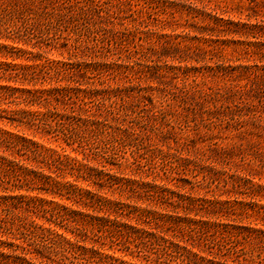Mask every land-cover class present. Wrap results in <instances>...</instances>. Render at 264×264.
<instances>
[{
  "label": "rangeland",
  "instance_id": "rangeland-1",
  "mask_svg": "<svg viewBox=\"0 0 264 264\" xmlns=\"http://www.w3.org/2000/svg\"><path fill=\"white\" fill-rule=\"evenodd\" d=\"M172 1L179 7L170 9L168 4ZM204 1L221 7L214 11L222 13L224 18L246 21L247 14H258L259 18L264 15V0ZM19 2V9L0 11V85L22 90L0 92V130L34 139L42 147L47 160L39 165L40 175L28 186L17 192H1L0 189V197H4L0 199V218L6 221L4 228H0V240L30 251L24 258H30L31 264H118L123 261L126 264H139L131 250L114 242L107 233H96L93 226L83 223L87 219L85 215L91 213V203L77 192L92 191L111 200L118 198L117 192L106 187L103 174L116 172L115 175L119 177V169L137 176L136 179L144 178L147 172L149 180L151 174L157 175V180L169 175L178 179L177 184L188 190L191 186H183L179 181L186 179L193 183L202 180V175L195 179L187 172L177 173L172 168L179 166L180 162L176 157L169 158L171 151L165 155L167 145L176 148L185 139L198 141V138L206 136V141L201 144L199 140L198 146L206 147L217 142L218 146L227 149L235 147L229 158L231 170L229 166L225 168L228 170L227 176L231 174L230 171L239 174L246 172L254 186L264 187V86L255 87V91L251 89L247 93L249 106L237 113L236 122L229 121L228 126L226 123H216L217 127L207 130L201 124L198 126L189 112H181L178 116L185 122L189 120L188 128L182 131L174 129V136H171L169 129L173 125V116L168 113L163 118L152 114L153 109L157 111L161 107L162 101V107L167 103L166 109L168 105L175 109L179 102L175 87L181 84L182 70L186 66H195L200 71L194 74L196 79L202 81L206 76V82L212 85L217 81L229 83L221 79L213 80L208 74L207 67H213L217 60L223 58L225 65H252L253 60L247 62L248 55L244 54L245 46L231 43L225 48L214 47L216 54L212 60L209 57L199 58L200 62L187 63L186 66L177 56L171 60L163 55L157 57L156 52L161 47L159 41L170 40L179 44L180 54L185 53L187 46L209 48L198 34V30L207 31L204 27L210 24L208 17L202 13L204 9H193V5L188 7V0H149V5H143V0H131L124 7L117 0H110L109 3L107 0H82L85 9L80 13L77 14L78 9H71L72 17L69 14L65 21L54 18L45 22L41 9H25L29 0ZM191 2L195 3V0ZM107 4L115 9H107ZM139 6L144 9H137ZM195 35L198 39L194 40ZM209 43L216 44L213 41ZM259 46L252 45L249 49L256 51L261 48ZM146 48L149 49V60L143 59ZM135 50L139 53L133 58L131 54ZM253 57L256 55H252L250 60ZM94 62L97 64L96 71H93ZM49 64L51 67H47ZM169 65L174 68L167 71ZM259 65L263 66L264 61ZM261 68L264 73V66ZM190 75H185L187 81L193 78ZM65 84H68L69 93H64L62 97L59 93L55 99H50L53 101L48 113L42 100L33 99V93L26 92L61 88ZM116 89L122 90V93L117 91L115 96L107 94L108 90L113 92ZM95 91L98 92L96 97L87 98L90 92ZM31 97L32 104L21 102L24 98L31 100ZM103 98H109L104 102V107L114 111H119V105L126 102L128 109L125 111L129 118L121 130L129 127L132 118L134 122L130 132L134 140L131 145H128L130 141L121 143L123 139H120L118 144L114 143V150L111 151L113 142L105 141L111 133L107 121L103 119L96 129L85 121V113L83 116L77 115L79 105L84 103L91 113V109H95V102L103 105ZM21 111L47 113L46 120L43 121V115L41 121L30 123L29 118L23 119ZM119 114L123 115L124 112L119 111ZM110 125L115 127L113 121ZM195 125L198 128H194ZM144 130L149 134V145L141 135ZM121 133L118 131L116 137ZM6 153L0 149V155L5 156ZM101 155L111 156L110 164H100ZM211 178V189L223 185L224 177L212 174ZM238 191L241 194L233 195L231 200L232 203L238 201L236 208L240 209L239 213L242 207L246 211V215L243 212L245 216L241 224L264 230V192L260 191L255 199L256 206L252 199L242 194L245 190L238 188ZM13 195H22L33 201L26 205L14 199ZM118 199L123 200L124 197ZM21 226L31 228L25 231ZM29 231L31 235H28ZM242 245L252 252V257L258 254L264 256V250L259 246L252 248L251 243Z\"/></svg>",
  "mask_w": 264,
  "mask_h": 264
},
{
  "label": "trees",
  "instance_id": "trees-1",
  "mask_svg": "<svg viewBox=\"0 0 264 264\" xmlns=\"http://www.w3.org/2000/svg\"><path fill=\"white\" fill-rule=\"evenodd\" d=\"M109 1L107 0V3ZM117 1L124 7L131 0ZM143 1V5H149V0ZM19 3V0H0V11L8 8L19 9ZM187 3L188 7L193 5V9H204L203 11L206 12L209 10L207 13L202 11L203 15L208 17L210 21V24L204 27L207 31L200 32L198 30V34L201 35L200 38H203V43L208 45L209 48L187 46L185 53L180 54L179 44H175L174 41L170 40L159 41L161 43L160 50L159 52L154 51L158 54L157 57L161 58L163 55L171 60V58L175 59L177 56L186 66L187 63L200 62L199 58L209 57L208 59L212 60L216 54L214 47L225 48L231 43L244 45V54L248 55L245 56L248 58L247 62L253 61L251 62L252 65H225L223 58H221L214 63L213 67H207V72L213 80H226L230 84L217 81V83L209 85L206 82V76L202 81H198L194 74L200 71L195 66H186L182 70L183 79L181 84L179 87H175L177 90L176 98L179 100L178 104L175 105V109L172 110L171 105H168V109H166L167 103L162 107V101L161 107L157 111H154V109L152 111L153 116L164 118V115L168 113L173 116V121H171L173 125H170L171 128L169 129L171 136H174V129L182 131L184 128H188L189 120L185 122L178 116L181 112L185 114L189 112L195 123L198 126L199 124L205 126L207 130L213 128L216 123L218 125L226 123L228 126L229 121L236 122L234 121L235 115L249 106V100L246 98L247 93H250L251 89L253 91L255 87L264 86V73H262L263 69L261 68L264 65H259V62L264 61V15L259 18L258 14H247L246 21L233 20L224 18L222 13L218 14L214 11V9H222L221 7H214L216 5L208 4L204 0H195V3L188 0ZM168 5L170 9L179 7L173 1ZM26 6L25 9H41L45 22H49L54 18H59V21L63 22L69 14L72 17L71 9H78L77 14L85 9L82 0H29ZM180 6L184 7L185 5ZM96 9L98 8L96 7ZM99 9L103 8L99 7ZM107 9L115 8L107 4ZM137 9L144 8L139 6ZM193 39L198 38L195 35ZM210 41L216 44L210 45ZM252 45H256V47L260 45L261 48L256 49V51L253 50V52L249 49ZM249 52L256 55V57L250 60L252 55L249 56ZM138 53L139 51L135 50V53L131 56L134 58ZM94 54L95 52H93L95 57ZM147 55H149L148 48L143 52V59L149 60ZM4 66L7 67V64H4ZM48 66L51 67L50 64ZM173 68L172 65H169L167 71ZM96 70L97 64L94 62L93 71ZM188 73L193 76L189 81H187L188 77H185ZM3 90H9L11 93L22 91L18 87L0 85V92ZM74 90L78 94L76 88ZM69 91L68 84H65L61 88L53 87L43 89L40 92H31L30 90L26 92L31 95L33 93V99L42 100L48 113L53 101L50 99H55V96L59 93L62 97L64 93H69ZM117 91H119V94L122 93V90L116 89L113 92L108 90L107 94L115 96L114 93ZM140 91L139 88L138 92ZM97 95L98 92L96 91L90 92L87 98L92 99ZM108 99L103 98V105L95 102V109L93 111L91 109V113L84 103L79 105L77 115L83 116L85 113V121L96 129H98L103 119L104 122L107 121V128H111V133L108 136L106 134L107 139L105 141L113 142V144L111 143L112 151L114 146L120 142V139H123L121 143L130 141L128 145H131L134 138L130 130H132L134 121L131 118L129 127L125 126L126 129L122 128L121 130L122 125L129 118V114L125 111L128 109L126 102L123 101L119 105L121 106L119 111L124 112L123 115H120L119 111L104 107V102ZM30 101H32V97L31 100L27 101L24 98L21 102L30 104ZM171 111H173V114ZM20 113L23 119L29 118L30 123L36 120L41 121L43 115V121H45L47 116V113L40 114L36 111H21ZM111 121H113L115 127L110 125ZM134 124L137 125L138 123ZM197 125L194 128H198ZM118 131H122V133L118 134L119 137H116ZM141 135L144 136V142L146 140V144L149 145V134L144 130L141 131ZM205 137L198 138L201 144L206 141ZM198 141L185 139L181 144L178 143L179 145L177 144L176 148L167 145V149H165V155H168V152L171 151L169 158L176 157V160L180 162V165L173 167L172 170H177V173L187 172L195 179L202 175V180L193 183L186 179L179 181L183 183V186L190 185V189L182 188L177 184L178 179L169 175L157 180L158 176L151 174L152 177L149 180L147 172L144 178L136 179L137 176L126 174L124 170L119 169V177H117L116 172H113V174L106 172L105 166L103 172L106 173L103 174V178L105 176L103 182L107 184L106 187L110 190L113 189L119 197H124V199L120 200L118 197L111 200L107 197L98 196L92 191H78L77 193L81 198L85 196L91 203V213L85 215L87 219H84L83 223L93 226L96 233H107V236L113 239L114 242L120 243L126 249L131 250L138 258L139 264H264V256L260 257V254H258L255 255L256 257H252V252H248L242 245V243H251L252 248L257 245L264 250V230L241 224L246 211L242 207L239 213L240 209L237 210L236 208V202L238 201L232 203L231 200L233 195L241 194L238 191L239 188L242 191L245 190L242 194L252 199V202L257 206L255 199L260 195V191L264 192V187L254 186L247 177L249 174H246V172L239 174L236 171H230L231 174L227 176L228 170H225V168L230 167L229 158L234 153L235 147L227 149L218 146L217 142L202 147L198 146ZM153 147L155 148L154 144ZM0 149L8 152V154L6 153L8 156L6 154L5 156L0 155L1 192L7 190L17 192L22 187L28 186L30 181L37 179L40 175L38 172L39 165L47 160L41 151L42 147L34 139L1 130ZM100 158L102 160L99 162L100 164L104 162L110 164L109 160L112 157L109 156L108 158L101 155ZM212 174L217 177H224L221 187L216 186L211 189ZM228 186H230V189H228ZM196 189L197 191H195ZM13 198L26 205L33 201L27 200L22 195H13ZM94 211L95 213L92 214ZM243 212L245 215H243ZM81 216L84 217L82 214ZM5 222L3 218H0V228L2 226L4 228ZM21 227L25 231L31 228ZM31 234L32 232L29 231L28 235ZM29 252H26L23 247L15 243L0 240V262L2 264H8V262L9 264H31L30 258L29 260L24 258L28 256ZM112 260L116 261L115 259ZM117 263L126 264L124 261Z\"/></svg>",
  "mask_w": 264,
  "mask_h": 264
}]
</instances>
